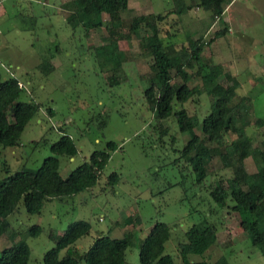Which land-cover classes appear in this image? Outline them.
I'll return each instance as SVG.
<instances>
[{
	"label": "rangeland",
	"instance_id": "1",
	"mask_svg": "<svg viewBox=\"0 0 264 264\" xmlns=\"http://www.w3.org/2000/svg\"><path fill=\"white\" fill-rule=\"evenodd\" d=\"M67 1L0 0V72L3 77L13 75L23 82L21 99L39 105L18 145L0 146V178L6 175L5 165L12 171L21 167L36 169L52 155L50 145L61 135L59 127L78 149L72 158L58 156L62 177L87 160L93 150H105L107 142H114L117 148L110 153L91 189L63 200L47 201L40 214L27 213L20 201L17 210L8 216L10 229L17 234L14 241L23 238L29 247L28 264H43V253L55 243L49 237L52 230L59 235L72 221H88L90 234L76 242L83 252L97 230L110 229L111 237H122L132 229L125 218H134L136 213L141 222H134L135 237L125 252L128 264H139L137 240L157 220L170 227L166 252L175 261L177 243L185 239V230L206 220L216 226L217 242L203 255L190 254V261L214 262L225 257L229 264H264V255L239 226L238 215L228 212V206L215 203L210 195V189L228 178L231 171L214 156L205 179L197 182L191 166L177 159L188 134L179 131L173 117L155 121L144 103L143 89L148 80L143 77L153 72L150 57L140 54L139 40L131 35L120 43L124 57L121 72L102 71L94 48L104 42L105 27L89 31L79 26L71 28L66 21L68 11L62 7ZM171 4V0H129L122 17L127 23L130 17L162 12ZM209 15L195 8L181 18L168 16L159 23L164 43L179 49L188 45L187 37L201 36L207 42L223 27L217 20L212 22ZM102 18L106 23L108 16L102 14ZM224 20L228 25L226 34L205 45L202 55L236 76L240 82L238 94L250 95L254 116L264 118V0H233L225 8ZM127 30L126 25L120 29L123 34ZM50 57L56 67L45 72L40 63ZM185 69L188 79L172 70V82L200 86L201 80L194 74L195 62ZM219 80L224 82V76ZM210 103L211 97L202 92L182 105L176 103V108L183 107L200 121L209 112ZM195 131L201 135L200 127ZM248 133L264 139V125L253 124ZM245 166L248 172L256 171L252 158L245 160ZM111 172L120 176L113 189L105 184ZM227 203L233 204L231 200ZM34 224L41 227L40 233L28 235ZM12 242L3 234L0 250Z\"/></svg>",
	"mask_w": 264,
	"mask_h": 264
},
{
	"label": "trees",
	"instance_id": "2",
	"mask_svg": "<svg viewBox=\"0 0 264 264\" xmlns=\"http://www.w3.org/2000/svg\"><path fill=\"white\" fill-rule=\"evenodd\" d=\"M233 0H171L170 8L154 13L130 17L125 23L122 14L128 8L129 0H70L63 4L68 11L67 24L71 28L82 27L86 31L105 27L104 42L94 48L95 58L102 71L114 74L123 69V51L120 43L134 36L139 40L140 54L152 60L150 77L143 89V100L155 121L173 117L180 132L187 133L188 139L179 150V161L191 166L195 180L202 182L210 167L211 160L218 156L221 165L231 171L224 181H218L210 187V195L215 203L228 206L239 217V226L248 233L252 244L264 255V139L250 135L251 125L262 127L264 118L256 117L252 110V97L238 94L240 82L236 76L224 71L220 63L205 60L202 52L205 45L224 36L228 30L224 20V11ZM207 11L212 22L218 21L223 27L215 31L206 42L203 37H187L188 45L176 49L164 43L159 23L170 15L181 18L192 9ZM102 14L108 16L103 22ZM127 26V33L120 29ZM195 62V75L201 85L188 86L172 82L173 74L188 79L186 67ZM40 67L45 72L55 69L53 59L41 61ZM224 76L225 80L220 81ZM142 78L141 76H139ZM17 77H3L0 72V146L2 148L18 145L20 136L28 122L36 115L39 105L21 99L25 85ZM205 92L211 97L209 112L199 121L183 107L177 109L176 103L184 104L195 94ZM52 114V110H48ZM255 119V121H253ZM200 127L201 135L195 131ZM61 135L51 143L52 155L45 157L36 168L21 167L12 171L4 167L5 176L0 178V236L7 234L12 244L0 250V264H28L30 250L23 238L14 241L16 232L10 229L8 216L17 210L21 201L29 214H40L43 205L54 199L63 200L94 187L110 158V153L117 145L109 141L105 150H93L87 160L72 169L66 177L60 174L58 156L74 157L77 146L63 128ZM162 137V136H161ZM173 137L171 136V139ZM257 143V146L254 144ZM252 158L256 171L248 172L245 160ZM120 180L117 172H111L106 178V186L113 189ZM227 200L233 202L228 205ZM132 229L122 237H111L110 229L97 230L89 247L80 252L76 242L91 232V224L86 220L70 222L63 232L49 237L54 246L43 253V264H128L125 258L127 247L132 243L135 233L134 222L141 220L136 213L134 218H125ZM41 227L32 225L27 233L37 236ZM15 232V233H14ZM217 229L213 223L203 220L191 225L184 232L185 239L177 243L178 260L166 252V243L170 239V227L157 220L148 229L147 234L138 241L139 264H229L225 257L214 262L205 260L190 261V254L203 255L217 242ZM63 254L60 256V253Z\"/></svg>",
	"mask_w": 264,
	"mask_h": 264
},
{
	"label": "built area",
	"instance_id": "3",
	"mask_svg": "<svg viewBox=\"0 0 264 264\" xmlns=\"http://www.w3.org/2000/svg\"><path fill=\"white\" fill-rule=\"evenodd\" d=\"M19 87H23V84L21 82L18 83Z\"/></svg>",
	"mask_w": 264,
	"mask_h": 264
}]
</instances>
